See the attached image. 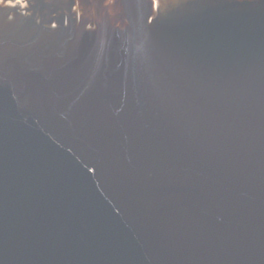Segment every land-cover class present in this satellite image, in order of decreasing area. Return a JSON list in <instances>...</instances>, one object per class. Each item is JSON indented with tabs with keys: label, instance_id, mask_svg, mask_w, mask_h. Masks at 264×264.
I'll return each instance as SVG.
<instances>
[{
	"label": "water",
	"instance_id": "water-1",
	"mask_svg": "<svg viewBox=\"0 0 264 264\" xmlns=\"http://www.w3.org/2000/svg\"><path fill=\"white\" fill-rule=\"evenodd\" d=\"M0 264H264V0H0Z\"/></svg>",
	"mask_w": 264,
	"mask_h": 264
}]
</instances>
